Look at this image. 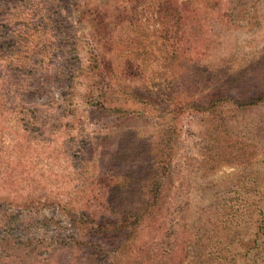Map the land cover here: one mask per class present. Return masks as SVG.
<instances>
[{
  "label": "rangeland",
  "instance_id": "obj_1",
  "mask_svg": "<svg viewBox=\"0 0 264 264\" xmlns=\"http://www.w3.org/2000/svg\"><path fill=\"white\" fill-rule=\"evenodd\" d=\"M94 1L106 11L120 7V1ZM176 1L198 7L194 28L190 16L182 22L197 39L190 54L174 55L161 41L172 21L157 16L156 0H135V17L112 25L106 54L119 67L129 59L136 73L119 84L91 86L80 76L91 74L84 68L87 29L71 24L65 12L66 24L53 25L49 15H57L60 2L0 0V8L8 7L0 12L6 39L0 44V264H83L77 242L89 238L103 264H264V101L237 109L225 103L222 120L187 109L118 119L89 99L138 111L175 100L206 102L217 92L239 102L264 92V0ZM67 72L75 76L70 82ZM160 133L170 172L163 202L172 204L162 226L170 231L138 234L124 251L106 236L79 233L72 219L90 210H84L88 197H99L94 176L138 165L142 143L153 144ZM230 138L243 146L240 155L224 149ZM164 239L170 244L161 256L155 243Z\"/></svg>",
  "mask_w": 264,
  "mask_h": 264
},
{
  "label": "trees",
  "instance_id": "obj_2",
  "mask_svg": "<svg viewBox=\"0 0 264 264\" xmlns=\"http://www.w3.org/2000/svg\"><path fill=\"white\" fill-rule=\"evenodd\" d=\"M57 1L60 2V4H56L59 12H57L55 16L49 15L53 25H57L59 20L64 22L63 20H65L66 17H62L61 14L65 12L68 13L67 20H69L71 24L81 23L87 29L89 46L86 50L87 57L85 58L86 65L84 68H86L88 72H91V74L88 76L86 72H81L80 76L82 75L85 77L87 75V80L91 82V86H110L112 83L119 84V81L123 78H131L136 73H134L136 65L129 59H125L123 65L119 67V65H116L106 54V51L111 49L109 36L111 35L112 25H115L117 20L122 21L126 19V21H131L133 17H135L136 12L132 5L135 0H115V3L120 1V7L116 6L110 11L105 10L104 3H98L94 0ZM155 3L157 16L163 18L164 15H168L172 21L171 28L169 26H163L159 34L161 39H164L161 41L172 48V53L174 55H189V51L194 48L197 39H194L196 38L194 34L184 33L186 31L182 28L184 26L182 22L184 18L187 19L186 17L190 16L188 22L189 25L194 28L192 24H195L197 21L195 14L198 12V7L196 5L188 6L187 3L192 4L193 1L156 0ZM127 4H131V9H127ZM2 8L8 9L7 6ZM2 8H0V12ZM182 11H186L188 14H185L184 17ZM64 23L66 24V22ZM2 26H4V24L0 25V27ZM169 39H171V41L168 43L167 40ZM5 40L6 39L1 37L0 44L5 43ZM1 49L2 46H0V50ZM26 74L28 76H34L33 69L27 67ZM62 76L63 79L66 77L68 78L69 72H67L66 77L64 74ZM74 77L73 74H70L68 81L70 82ZM106 78L108 80H105ZM130 95L135 99L134 101L143 103L140 97L137 98L138 95L131 93ZM87 96L90 97L89 94ZM101 96L102 94H98V97ZM89 99L93 100L94 105L102 108L105 112H110L118 119L121 117L132 118L133 116H135V118H141L144 115L147 116V113H150V111L154 117L162 118L164 114L169 112L172 115L179 116L180 111L187 109L192 112L207 114L206 118H217L216 120H222L224 110H227L221 107L223 104L232 103L234 109L256 104L260 101H264V92L256 93L240 102L226 94L217 92L215 96L208 99L206 102L194 100L188 105L178 100H175L173 104L169 102V104L166 105L153 102L155 105L153 104L150 108L149 104L147 106L144 105L138 111L129 110L122 106L108 107L102 105V103L96 102L97 99ZM215 135L219 140V134L216 133ZM227 140V144H225V140H223L225 144L224 149H227V152H231L230 154L236 156L241 154L237 153L239 149L243 152V146L237 144L236 139L230 138ZM138 141H141V138H139ZM166 143L167 137L160 133L157 135L153 144H150V141L142 143V151L139 155L141 158L137 161L138 165L131 167L129 170H120L116 172L105 169L94 176V191L99 192V197L113 194L117 200L115 204L108 201L104 204L101 200H99L100 202L97 201L99 197H97L96 194H92L91 198L88 197L87 199V201H90L88 205L85 204L89 206V208H85L84 210L90 209L88 212L85 211L87 214L84 216L81 215L74 220L72 219L73 224L76 223L79 225V228H76V230H79V233L85 232L84 235H88V238L91 235L106 236L107 240H110L109 242L114 243V246L121 245L123 251L125 248L126 250L131 248L138 234H147L150 230L151 232H169L168 226L166 228L162 226L167 217L163 215L169 212V208L172 205L169 204V202H163L165 182L166 179L169 180L170 178V172L165 168V162L169 157L167 153L165 154L166 149L168 150ZM143 160H146L145 164ZM121 196L124 201L122 203L119 202ZM115 209H120V211H118L120 214H118V212L115 213ZM176 210L178 211V209ZM86 221L91 224L85 225ZM158 242L161 241L156 240L155 246L159 245L161 250L160 255L168 254L166 250H164V247L170 243H167L166 239L162 240V244ZM153 243L154 240L149 242V244ZM77 244L83 246L82 258L85 259L83 264H103L102 260L94 256L96 255V251H98V246L95 242L90 240V238L84 242H77ZM144 248H142L141 245L137 249H139V252H142Z\"/></svg>",
  "mask_w": 264,
  "mask_h": 264
}]
</instances>
